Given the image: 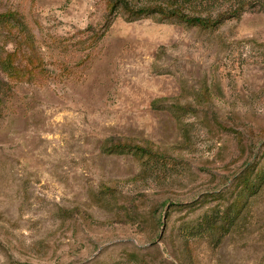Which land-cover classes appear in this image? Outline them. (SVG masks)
I'll return each instance as SVG.
<instances>
[{
	"label": "rangeland",
	"instance_id": "374dc122",
	"mask_svg": "<svg viewBox=\"0 0 264 264\" xmlns=\"http://www.w3.org/2000/svg\"><path fill=\"white\" fill-rule=\"evenodd\" d=\"M0 77V264H264V0H0Z\"/></svg>",
	"mask_w": 264,
	"mask_h": 264
},
{
	"label": "trees",
	"instance_id": "16d2710c",
	"mask_svg": "<svg viewBox=\"0 0 264 264\" xmlns=\"http://www.w3.org/2000/svg\"><path fill=\"white\" fill-rule=\"evenodd\" d=\"M218 0H108L109 12L122 11L128 21L137 20L142 17L157 15L162 19H178L188 24L205 28H214L227 19L239 18L253 3V0H240L237 8L226 6L224 9L214 12L213 7ZM197 7L208 9L203 12ZM13 76V75H12ZM5 78L0 77V91L2 86H7ZM109 151L133 152L136 155L147 157L152 160H162L161 154L149 145L132 144L119 138L109 139ZM249 184V180L247 181ZM25 264V263H14Z\"/></svg>",
	"mask_w": 264,
	"mask_h": 264
}]
</instances>
